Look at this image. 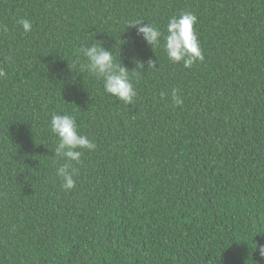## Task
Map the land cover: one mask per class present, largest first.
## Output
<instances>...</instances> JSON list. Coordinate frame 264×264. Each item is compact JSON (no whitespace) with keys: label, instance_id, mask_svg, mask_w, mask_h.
I'll return each instance as SVG.
<instances>
[{"label":"trees","instance_id":"trees-1","mask_svg":"<svg viewBox=\"0 0 264 264\" xmlns=\"http://www.w3.org/2000/svg\"><path fill=\"white\" fill-rule=\"evenodd\" d=\"M181 13L190 68L129 26ZM95 41L145 63L132 105L85 67ZM0 69V264H264V0H0ZM53 114L97 145L71 190Z\"/></svg>","mask_w":264,"mask_h":264},{"label":"clouds","instance_id":"clouds-1","mask_svg":"<svg viewBox=\"0 0 264 264\" xmlns=\"http://www.w3.org/2000/svg\"><path fill=\"white\" fill-rule=\"evenodd\" d=\"M197 17L192 13H181L173 16L167 24V35H163L158 27L143 20H136L129 26L136 28L137 35L153 49L164 41L167 57L173 63H183L185 68H190L196 61L204 59L200 47V41L194 29ZM24 32L32 29L29 19L21 18L17 21ZM80 52L86 58L85 67L97 79L103 82L104 91L126 105H132L137 97V91L130 78V72L139 76L145 63L136 56L131 57L134 67L130 70L121 59L117 61L113 51L104 47L103 42L95 41L90 46L80 48ZM120 57V56H119ZM148 67H155L153 61H148ZM5 72L0 69V77ZM163 95V94H162ZM172 99L175 105L183 104V99L173 90ZM51 131L58 137V144L54 149V155L66 162L56 170L57 176L63 180L62 188L71 190L75 187V176L78 175L72 162H80L82 149L94 151L97 147L95 141L89 140L86 135L79 132L78 125L73 116L68 114H53L51 118ZM257 247V245H256ZM260 254L264 257V246H260Z\"/></svg>","mask_w":264,"mask_h":264}]
</instances>
